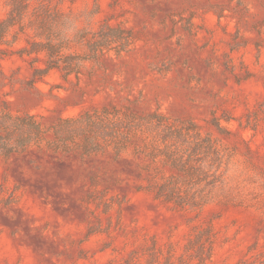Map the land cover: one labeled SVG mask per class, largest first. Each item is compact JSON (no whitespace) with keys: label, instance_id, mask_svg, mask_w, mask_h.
Masks as SVG:
<instances>
[{"label":"rangeland","instance_id":"374dc122","mask_svg":"<svg viewBox=\"0 0 264 264\" xmlns=\"http://www.w3.org/2000/svg\"><path fill=\"white\" fill-rule=\"evenodd\" d=\"M49 1L93 40L110 24L131 42L121 56L110 50L87 62L80 80L54 69L32 83L33 57L19 53L30 33H21L0 46V97L13 110L43 114L47 124L112 104L137 117L193 119L236 150L228 175L254 203L212 202L198 217L160 204L141 189L151 159L140 132L120 158L0 155V264H152L155 250L153 264H180L199 225L215 234L208 264H263L264 0H99L94 15L95 0ZM8 9L0 0V20ZM79 41L70 52L85 50ZM217 117L227 132L212 124Z\"/></svg>","mask_w":264,"mask_h":264},{"label":"trees","instance_id":"16d2710c","mask_svg":"<svg viewBox=\"0 0 264 264\" xmlns=\"http://www.w3.org/2000/svg\"><path fill=\"white\" fill-rule=\"evenodd\" d=\"M7 4L8 12L0 20V46H12L21 33H30L19 53L33 57L32 83L54 69L61 72L64 80L72 76L80 80L87 62L98 63L110 50L121 56L129 48L131 35L115 34L117 29L110 24L100 40H93L90 32L83 29L77 30L73 38H61L59 29L66 21L74 26L73 18L49 0H38L36 5L32 0H7ZM95 6L92 15L100 12L99 0H95ZM72 40H80L85 50L70 52ZM40 61L42 65L37 64ZM11 103L0 97V155L7 159L46 149L55 153L63 150L64 154L80 151L88 157L114 154L120 158L128 151L134 134L140 132L150 140L147 157L151 159L147 185L141 189L160 204L184 216L198 217L212 202L223 206L254 203L247 200L240 180L232 182L228 175L236 150L214 132H205L193 119L173 118L158 111L137 117L128 107L112 104L78 116H60L57 122L47 124L45 115L15 111ZM212 124L219 133L228 131L218 117ZM51 132L54 139L49 141ZM192 228L178 260L180 264H208L214 252L213 226ZM174 251L170 252L169 263H174ZM159 253L155 250L153 263L158 261Z\"/></svg>","mask_w":264,"mask_h":264},{"label":"clouds","instance_id":"9594fccd","mask_svg":"<svg viewBox=\"0 0 264 264\" xmlns=\"http://www.w3.org/2000/svg\"><path fill=\"white\" fill-rule=\"evenodd\" d=\"M59 31L61 38L69 39L74 35L77 29L75 26H70L69 23L66 21L65 24L59 29Z\"/></svg>","mask_w":264,"mask_h":264}]
</instances>
